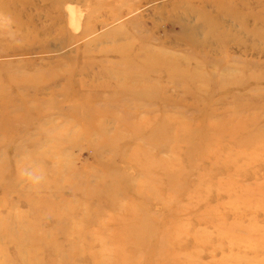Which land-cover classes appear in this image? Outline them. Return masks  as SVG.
Listing matches in <instances>:
<instances>
[{"label":"rangeland","instance_id":"rangeland-1","mask_svg":"<svg viewBox=\"0 0 264 264\" xmlns=\"http://www.w3.org/2000/svg\"><path fill=\"white\" fill-rule=\"evenodd\" d=\"M93 261L264 264V0L0 8V264Z\"/></svg>","mask_w":264,"mask_h":264},{"label":"bare ground","instance_id":"bare-ground-1","mask_svg":"<svg viewBox=\"0 0 264 264\" xmlns=\"http://www.w3.org/2000/svg\"><path fill=\"white\" fill-rule=\"evenodd\" d=\"M17 2V0H8L7 1V4H4V3H2L1 2V0H0V8L1 9H3V10H5V11H8V8H12L13 6H14V4ZM72 20H74V19H72ZM76 24V23H75ZM216 27V25H214V23L213 24H210V27H212V28H208L207 29V31H206V34H213V33H215L216 31H213L212 29H213V27ZM149 65H148V67L147 68H152V69H154L155 68V63L154 62H150V63H148ZM157 64L159 65V63L157 62ZM145 68H146V66H145ZM170 73H171V71H170ZM169 73V74H170ZM177 76V74H175V75H173V77H176ZM237 82H238V80H237ZM153 128H154V126H151V132H152V130H153ZM209 136V137H208ZM206 138H211V136L210 135H206ZM208 139V140H209ZM152 168H155L154 166H152ZM146 169H143V171H145ZM30 199H32V197L30 198ZM60 217V216H59ZM19 220V219H18ZM57 220V219H56ZM61 222V221H60ZM122 223H121V225L119 226V231H120V234H119V240H117V241H120V245L121 246H125L126 244H131V245H133L134 246V248H136V246L137 245H140L139 243H144V239H146V237L148 236V234H147V229H145V227H147V224L146 223H140V224H135V222L133 221L132 223H134V229H133V231H132V234L129 236V234H127L126 236L124 235V228L125 227H129V223L132 225V223H131V221L130 220H127V221H121ZM70 230V229H69ZM147 234V235H146ZM151 234V233H150ZM117 235V234H116ZM6 239V238H5ZM115 239H116V237H115ZM55 249H56V246L54 245L53 246ZM33 250L34 249H32V251H31V254L33 253ZM103 251H104V253H106V251H107V249L106 248H104L103 249ZM110 253V252H109ZM112 253V252H111ZM135 262V264H138L136 261H134ZM3 264V263H2ZM5 264V263H4ZM93 264H95L94 263V261H93ZM110 264V263H109ZM134 264V263H133ZM146 264H148V263H146Z\"/></svg>","mask_w":264,"mask_h":264},{"label":"clouds","instance_id":"clouds-1","mask_svg":"<svg viewBox=\"0 0 264 264\" xmlns=\"http://www.w3.org/2000/svg\"><path fill=\"white\" fill-rule=\"evenodd\" d=\"M31 176V174H29ZM33 179H38V177H32Z\"/></svg>","mask_w":264,"mask_h":264}]
</instances>
